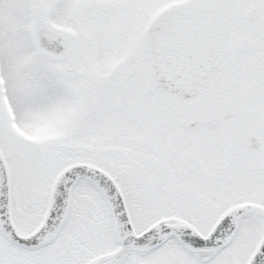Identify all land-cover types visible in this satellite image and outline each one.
<instances>
[{
  "label": "snow or ice",
  "instance_id": "snow-or-ice-1",
  "mask_svg": "<svg viewBox=\"0 0 264 264\" xmlns=\"http://www.w3.org/2000/svg\"><path fill=\"white\" fill-rule=\"evenodd\" d=\"M0 264H264V0H0Z\"/></svg>",
  "mask_w": 264,
  "mask_h": 264
}]
</instances>
